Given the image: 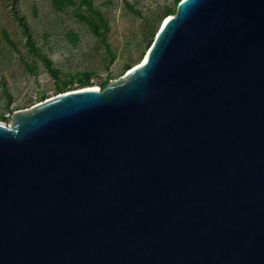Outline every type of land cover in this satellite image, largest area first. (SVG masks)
Here are the masks:
<instances>
[{"label":"water","instance_id":"1","mask_svg":"<svg viewBox=\"0 0 264 264\" xmlns=\"http://www.w3.org/2000/svg\"><path fill=\"white\" fill-rule=\"evenodd\" d=\"M0 264H264V0H180L127 75L0 122Z\"/></svg>","mask_w":264,"mask_h":264},{"label":"rangeland","instance_id":"2","mask_svg":"<svg viewBox=\"0 0 264 264\" xmlns=\"http://www.w3.org/2000/svg\"><path fill=\"white\" fill-rule=\"evenodd\" d=\"M91 3L107 24L105 45L76 17L97 25L80 0L61 7L52 0H16L15 13L27 35L11 0H0V122L10 124L15 111L57 95L56 88L63 93L84 85L102 89L123 76L140 61L166 11L175 10V0Z\"/></svg>","mask_w":264,"mask_h":264},{"label":"trees","instance_id":"3","mask_svg":"<svg viewBox=\"0 0 264 264\" xmlns=\"http://www.w3.org/2000/svg\"><path fill=\"white\" fill-rule=\"evenodd\" d=\"M16 0H11V10L13 13H15V9H14V6H13V3L15 2ZM180 0H175V6L176 4L179 2ZM53 4L55 6H58V7H61V6H64V5H69L71 4V0H52ZM80 4L81 6H83L86 10V12L95 19L96 24H93L89 21L88 17H84L82 16L81 14H77L76 17L78 19H80L81 21H83L84 23H87L88 25H90L91 27V31L93 34L97 35L99 37V41L101 44H104L105 45V41H104V36H105V32L107 31V24L106 22L102 19L101 15L99 14V12L92 7V3H91V0H80ZM173 10H167L166 11V16L167 15H171L173 14ZM15 16L17 17V20H18V25L19 27L25 32V34L27 35V31H26V25L24 23V21L22 20L21 16H19L18 14L15 13ZM155 34V33H154ZM154 37V35H153ZM152 37V39H153ZM28 39V38H27ZM151 39V41H152ZM151 41L149 42L148 46L150 45ZM148 48V47H147ZM33 48H31L32 50ZM144 55V54H143ZM143 55L141 56V58L143 57ZM140 58V59H141ZM87 82V80H86ZM85 82V83H86ZM83 87H90L88 85H84L82 86L81 88ZM56 94H61L63 93L61 91L60 88H56V91H55Z\"/></svg>","mask_w":264,"mask_h":264},{"label":"bare ground","instance_id":"4","mask_svg":"<svg viewBox=\"0 0 264 264\" xmlns=\"http://www.w3.org/2000/svg\"><path fill=\"white\" fill-rule=\"evenodd\" d=\"M139 62L137 64H135L134 66H132L130 69H128L127 72L123 76L119 77V79H121L122 77H124L125 75H127L132 69L136 68L139 65Z\"/></svg>","mask_w":264,"mask_h":264}]
</instances>
